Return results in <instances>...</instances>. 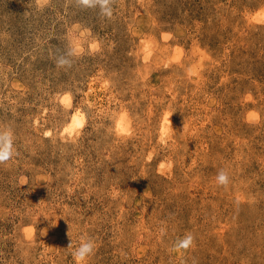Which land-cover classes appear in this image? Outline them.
<instances>
[{"label":"rangeland","instance_id":"rangeland-1","mask_svg":"<svg viewBox=\"0 0 264 264\" xmlns=\"http://www.w3.org/2000/svg\"><path fill=\"white\" fill-rule=\"evenodd\" d=\"M111 7L0 0V264H264V0Z\"/></svg>","mask_w":264,"mask_h":264},{"label":"clouds","instance_id":"clouds-1","mask_svg":"<svg viewBox=\"0 0 264 264\" xmlns=\"http://www.w3.org/2000/svg\"><path fill=\"white\" fill-rule=\"evenodd\" d=\"M113 0H77V4L84 8H92L97 5L100 7L101 15L107 18H111L113 14V9L111 7ZM68 61L61 59L58 61V66H64ZM166 119L170 120V117H166ZM124 131V129H120ZM163 139L167 140V134L164 135ZM14 143H13V135L11 130H0V164L9 162L14 156ZM229 175L227 171L221 169L216 175V183L219 186H223L225 188L229 185ZM161 234H164V229H161ZM70 242L68 244V248H73V242L71 237ZM194 237L188 233L181 239H178L174 248L176 250H187L193 245ZM96 248L95 241L91 238L82 239L79 243V246L73 248L71 255L75 261V264H87V260L90 256L94 254Z\"/></svg>","mask_w":264,"mask_h":264}]
</instances>
